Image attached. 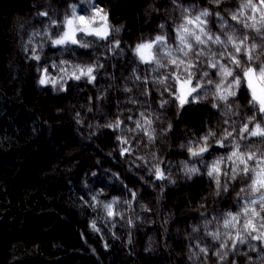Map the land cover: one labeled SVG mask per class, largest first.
I'll return each mask as SVG.
<instances>
[{"label":"clouds","instance_id":"clouds-1","mask_svg":"<svg viewBox=\"0 0 264 264\" xmlns=\"http://www.w3.org/2000/svg\"><path fill=\"white\" fill-rule=\"evenodd\" d=\"M25 2L0 11L9 98L29 115L47 101L57 117L28 128L53 149L40 175L64 180L57 195L84 225L87 255L264 264V0ZM199 108L202 120L184 118ZM65 128L72 144L54 139Z\"/></svg>","mask_w":264,"mask_h":264},{"label":"trees","instance_id":"trees-1","mask_svg":"<svg viewBox=\"0 0 264 264\" xmlns=\"http://www.w3.org/2000/svg\"><path fill=\"white\" fill-rule=\"evenodd\" d=\"M21 7L27 9V3L22 5L20 0H3L0 11ZM2 27L7 29V19L3 20ZM8 51V44L4 41L0 51V79L7 93L2 105L7 114L0 118V264H77V261L80 264H98L94 257L87 255L88 249L76 231L84 225L76 220L75 212L63 206L65 196L57 195L61 190L66 192L64 180L56 182L54 176L42 178L40 175L50 167L54 153L43 135L31 139L27 122L36 114L53 122L57 117L51 114L47 101L41 100L38 111L29 115L22 110L24 105L18 106L17 101L9 98L15 85L8 86L6 72L2 68L4 54ZM34 95L29 85L25 104L33 105ZM18 107L20 111L14 119L17 126L14 129L9 117L15 116ZM203 112V108L189 110L184 118L198 122L202 120ZM61 137L68 144L75 140L69 128L57 131L54 139ZM88 162L82 163L73 174L77 180ZM198 183L202 185L203 181ZM61 215H67L71 222L62 220ZM88 239L104 258L98 239L93 241L90 236ZM55 241H59L62 247L54 251L52 244ZM80 251L86 255H80Z\"/></svg>","mask_w":264,"mask_h":264}]
</instances>
